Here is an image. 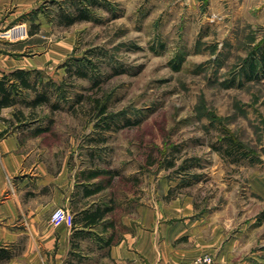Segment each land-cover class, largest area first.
I'll use <instances>...</instances> for the list:
<instances>
[{
    "label": "rangeland",
    "instance_id": "1",
    "mask_svg": "<svg viewBox=\"0 0 264 264\" xmlns=\"http://www.w3.org/2000/svg\"><path fill=\"white\" fill-rule=\"evenodd\" d=\"M107 2L116 15L95 8L98 22H59L66 0H40L20 17L27 31L9 52L34 60L43 82L63 80V93L31 108L18 102L3 118L75 175L107 171L95 181L105 197L184 199L211 211L230 239L218 264H264V77L243 74L264 38V0ZM224 136L247 157L233 163L217 151Z\"/></svg>",
    "mask_w": 264,
    "mask_h": 264
},
{
    "label": "crops",
    "instance_id": "2",
    "mask_svg": "<svg viewBox=\"0 0 264 264\" xmlns=\"http://www.w3.org/2000/svg\"><path fill=\"white\" fill-rule=\"evenodd\" d=\"M38 1L0 0V78L16 68H39L7 48L26 34L27 24L18 21ZM6 109L13 112L0 110V247L9 246L13 256L0 264H179L208 252L218 264L230 247L222 232L228 225L187 200L148 203L146 194L90 193L96 178L75 175L37 135L2 120ZM105 205L114 209L92 226L81 222L85 210ZM56 207L76 221L50 223Z\"/></svg>",
    "mask_w": 264,
    "mask_h": 264
},
{
    "label": "trees",
    "instance_id": "3",
    "mask_svg": "<svg viewBox=\"0 0 264 264\" xmlns=\"http://www.w3.org/2000/svg\"><path fill=\"white\" fill-rule=\"evenodd\" d=\"M68 3L67 7L70 10L63 8L60 3H58V14L57 19L59 22L63 23L65 26H70L74 22L77 21H93L98 22V19L94 15L95 8H103L107 10L111 17L114 18L116 13L113 7H111L110 3L107 0H66ZM36 12L41 10L36 9ZM45 14V13H44ZM33 27H36L34 24ZM33 31L30 30V34ZM244 70L243 74L246 76L247 80L259 81L264 77V38L259 43L258 47L252 51L246 59H244ZM78 68L75 70L76 74L79 77H85L87 68L84 64H78ZM66 70H70V68H66ZM41 86V90L37 89V85ZM63 80L56 84L52 80H47L45 82L42 81V74L35 69H22L16 68V70H12L2 74L0 78V110L4 107H13L17 105L18 102L23 103L26 107H35L38 105H42L46 103L49 99L50 90L54 91L55 94L62 96L63 93ZM34 92L33 97L28 99L27 92ZM25 92V94H23ZM26 97H25V96ZM53 108H57L56 105H52ZM105 112V107L101 108L100 114ZM22 115L23 112L20 109L14 111L13 116ZM6 121V119H2ZM108 120H105L107 122ZM7 122V121H6ZM110 125V122H107V126ZM45 130H41L37 128L34 130V133H40ZM5 132V131H4ZM217 151L222 150L223 153L226 154L231 160V162H238L240 159H245L247 157V153L243 150V146L232 136H224L222 138V143L219 147L216 148ZM173 166L170 163L169 167ZM107 171L100 170H92L84 176L86 180H91L93 178H97L101 175H104ZM112 177V174L110 175ZM105 185L101 182L92 183V188L90 193L101 191L104 189ZM85 192L86 190L84 188ZM114 207L111 205L105 206H96L92 210H85L84 216L81 218V222L86 226H92L93 223H96L100 219H102L107 212L113 210ZM77 220V221H80ZM76 220L72 219V222ZM13 256L12 249L8 247H0V259L8 260Z\"/></svg>",
    "mask_w": 264,
    "mask_h": 264
},
{
    "label": "built area",
    "instance_id": "4",
    "mask_svg": "<svg viewBox=\"0 0 264 264\" xmlns=\"http://www.w3.org/2000/svg\"><path fill=\"white\" fill-rule=\"evenodd\" d=\"M72 215L67 209L61 207H56L50 214L49 222L52 224H60L61 222H66L72 225ZM179 264H216L214 256L211 253H205L195 256L191 260H181Z\"/></svg>",
    "mask_w": 264,
    "mask_h": 264
}]
</instances>
